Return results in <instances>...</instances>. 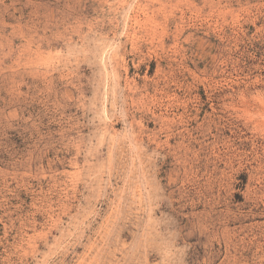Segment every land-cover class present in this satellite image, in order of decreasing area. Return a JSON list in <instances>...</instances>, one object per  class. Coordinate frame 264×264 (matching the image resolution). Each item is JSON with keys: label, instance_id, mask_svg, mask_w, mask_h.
<instances>
[{"label": "rangeland", "instance_id": "1", "mask_svg": "<svg viewBox=\"0 0 264 264\" xmlns=\"http://www.w3.org/2000/svg\"><path fill=\"white\" fill-rule=\"evenodd\" d=\"M0 264H264V0H0Z\"/></svg>", "mask_w": 264, "mask_h": 264}]
</instances>
